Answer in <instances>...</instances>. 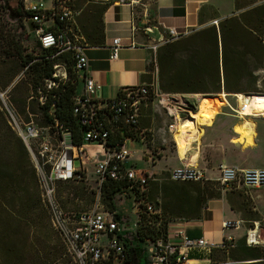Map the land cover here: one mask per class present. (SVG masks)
<instances>
[{
  "label": "built area",
  "instance_id": "obj_1",
  "mask_svg": "<svg viewBox=\"0 0 264 264\" xmlns=\"http://www.w3.org/2000/svg\"><path fill=\"white\" fill-rule=\"evenodd\" d=\"M73 0H23V7L29 11L32 32L39 46L48 49V59L54 61L52 76L46 79L43 87L48 90L57 87L69 78L67 55L71 60V74L77 80L81 79L83 88L73 96L72 112L77 116L82 127L83 142L80 145L72 143L71 133L54 119V130L40 128L33 120L26 122L17 120L14 111L7 109L12 129L22 139L34 163L38 178L40 197L47 207L49 220L53 229L65 243L68 253L75 264H128L126 261L125 239H131L134 229L123 220L116 217V210H108L101 201L99 188L109 180H126L130 184L120 191V197L135 199L137 189L140 194L146 190L150 176L147 172L125 164L130 155L128 141L134 140L126 136L121 143L106 145L115 129L137 130L141 105L151 98L169 117L167 129L174 132L178 127L181 115L187 108L179 94L163 92L157 83L126 86L119 89L110 98L98 99L96 91L101 85L86 74L88 59L85 54L87 44L76 22V12L71 7ZM124 0H120L123 2ZM130 2L134 0H129ZM216 22V21H215ZM169 39L174 40L186 33L175 28L167 29ZM121 39H112L110 59L118 57ZM223 86V82L221 83ZM39 103H44L46 97L38 89ZM227 96L228 93H226ZM246 103L249 94H241ZM224 105L233 110L231 103L220 91ZM235 100L237 93H232ZM182 101V102H181ZM245 106L236 112L244 115ZM187 115V114H186ZM263 116V115H262ZM139 138H144L139 131ZM98 182L96 202L89 210H73L65 207L58 194L59 187L64 184L84 179L88 168ZM217 182L221 192L233 184L244 188L264 187V167L237 168L220 164ZM173 181L203 182L206 179L203 171L196 166L183 165L169 172ZM152 205L147 204L145 214L156 213ZM238 220H224L221 228L231 229L239 225ZM172 222L169 223V226ZM257 226L248 228L245 233L247 245L260 243L256 236ZM233 246L231 236H223L215 241L204 236L190 237L182 227L170 231L166 240L161 238L149 242L146 246L149 264H227L214 261L212 255L216 249H226ZM194 257H200L201 263H195Z\"/></svg>",
  "mask_w": 264,
  "mask_h": 264
},
{
  "label": "crops",
  "instance_id": "obj_2",
  "mask_svg": "<svg viewBox=\"0 0 264 264\" xmlns=\"http://www.w3.org/2000/svg\"><path fill=\"white\" fill-rule=\"evenodd\" d=\"M71 7L76 12V22L84 41L89 42L84 51L88 59L86 74L92 76L101 85L95 94L98 99L113 97L120 88L126 86L148 84L153 81H157L159 85L162 75L163 77L169 75L174 79L172 89L209 91V89L216 88L213 85V77L215 73H218V89L227 93L224 85H221L222 82L224 84V64L222 63L219 22L227 17L238 16L237 11L243 12L252 8V6L238 5L237 0H134L133 2L129 0L123 2L120 0H73ZM170 27L180 33L186 30V33L170 40L167 31ZM215 35L217 37V69L213 67L211 45ZM115 37L121 39V47L118 57L112 60L109 58L110 47ZM171 43H174L173 50L175 60H177L173 66H170L166 59ZM185 48L194 49L203 55V63L198 66L195 63L191 68H182L179 60L187 56V52H184ZM225 66L228 73L231 67L228 63ZM82 88L83 83L79 79L76 90L81 91ZM166 93H176L183 98L185 96L197 98L201 93L207 94L206 92ZM198 101L199 98L197 104ZM220 102L223 112L217 109ZM150 105L158 106L154 101L146 100L141 105L139 121L144 116L153 119V114L146 115ZM164 114L168 119L167 129L169 117L165 111ZM258 114L256 113L257 116L255 113L252 116H245L252 117L255 123V133L249 135L253 141H248L249 136L241 137L234 131V125L240 123V119L244 116H239L226 107L220 93L217 92L214 95V107L207 120L208 123L200 125L201 131L188 139L184 156L179 155L175 133L168 129V133L175 142V150L171 151L166 145L156 149L154 140L158 136L161 137V133L157 132L156 125H150L139 129L143 131L144 138H139L137 133V139L128 141L130 155L125 164L147 172L150 180L155 181L159 178L162 180L171 169L182 167L185 164L196 166L203 171L207 180L214 181H217L218 167L222 163L237 168L264 167V114L263 116ZM231 123L233 132L229 135L226 132ZM146 130L152 132L149 146L146 145L148 142H144L147 138ZM254 134L256 135L253 137ZM135 143L141 144L138 161L151 164L155 167L153 172H149L148 169L138 166L137 162L130 160L134 153L133 144ZM160 174L161 176L154 177ZM238 189H252L257 198L264 199V196L256 191L260 188L247 189L239 184H233L221 192L222 197L208 201V207L202 210L200 219L174 220L169 226L170 231L182 227L190 237L204 236L218 241L226 236L224 233L229 230H223L221 222L238 220L239 225L231 230L241 229L242 231L231 237L233 240L237 238L239 243L247 231L246 222L228 200V192ZM194 259L195 263L202 262L200 257H194ZM256 261L258 260H241L238 264H253Z\"/></svg>",
  "mask_w": 264,
  "mask_h": 264
},
{
  "label": "trees",
  "instance_id": "obj_3",
  "mask_svg": "<svg viewBox=\"0 0 264 264\" xmlns=\"http://www.w3.org/2000/svg\"><path fill=\"white\" fill-rule=\"evenodd\" d=\"M6 9L11 18L17 19L23 24V28L28 31L27 34H32L40 51L39 55L26 51V47L21 44L16 34L7 26V23H0V34L4 46L1 53L2 58L6 64L11 66L12 79L19 71H23L25 77L29 79L31 89L34 92L31 98L40 113V121L35 123L40 128H48V131L52 132L54 130V119H56L63 128L70 131L72 143L80 145L83 142L82 127L77 116L72 112L73 96L79 79L77 80L71 74L70 58L67 55H63L67 60L69 78L55 88L48 90L43 87L46 79H50L54 72V61L47 58L48 49L41 48L33 33L29 32L32 29V23L29 20L30 13L23 7V2L20 1L17 7H12L8 3ZM252 25L264 27V1L251 9L241 12L238 16L227 17L219 22L222 63L224 64L223 85L227 93L247 94L242 89L232 90L231 83L227 81L225 66L227 63L231 67L230 70L238 77L251 74L248 70L250 59L253 60L254 69L264 67V36L258 33ZM226 39L230 40L228 48L225 47ZM85 43L89 44V42ZM211 45L213 67L217 69L216 35ZM173 47L174 43H171L169 46L170 50L166 55L170 66H173L175 61L177 62ZM184 52H187V56L179 60L182 68H191L195 63L197 66L203 63V55H200L198 51L185 48ZM182 77L180 76V78ZM173 83L174 79L171 76H160L159 85L165 92L220 93L218 89V73H215L213 77V85L216 86L213 91L175 90L171 88ZM39 88H41L42 94L46 97L45 102L42 104L36 99L39 95ZM28 96L25 90L22 98L17 103L21 114H24L26 110L30 113H35L34 105L27 101ZM148 100H151V98ZM138 130L139 123L136 131L117 128L114 134L109 137L106 145L112 146L116 142L121 143L126 136L137 139ZM129 184L130 182L126 180H109L102 183L99 191L101 201L106 209L116 210L113 198L117 194L120 195V191ZM63 186L59 187L58 194ZM135 191L137 193L136 197H143L145 194V192L140 194L137 189ZM220 193L218 182L213 180H205L203 182L173 181L169 179L168 174L161 181H152L147 201L152 204V207L157 212L151 215L145 214L146 206H143V210L139 211V217L136 221L137 227L132 232L131 239H125L124 243L128 264H143V262L149 264L146 249L149 242H153L158 238L166 240L169 223L174 220L200 219L202 210L208 207V201L219 198ZM0 208L16 223L17 229L21 233V246L16 248L7 245L9 241L5 240L6 238L0 232V264H4V261L7 264H49L58 258H61V264H70L69 262L75 264L60 235L51 226L47 207L40 197L36 169L30 153L22 139L8 123L6 112L1 102ZM120 216L121 214L117 212L116 217L120 218ZM244 239L245 236L238 245L243 248L242 250L246 255L257 258L254 257L255 255L252 251L256 245L244 244ZM226 249L221 250L224 251Z\"/></svg>",
  "mask_w": 264,
  "mask_h": 264
},
{
  "label": "rangeland",
  "instance_id": "obj_4",
  "mask_svg": "<svg viewBox=\"0 0 264 264\" xmlns=\"http://www.w3.org/2000/svg\"><path fill=\"white\" fill-rule=\"evenodd\" d=\"M20 1H23V0H0V23H3V22L7 23V26L10 27L11 31L16 34L21 44L24 47H26V51L32 52L34 55H39L40 51L35 44V40L32 34L31 33L27 34L28 31L26 28H23V24L19 20L11 18L8 10L6 9L8 6V3L12 7H17ZM263 1L264 0H237V3L238 5L255 7L261 4ZM237 12H238L237 14L239 15L242 11H237ZM252 26L255 27L258 33L264 36L263 26L261 27H258L255 25H252ZM229 44H230V40L226 39L225 47L228 48ZM3 47L4 46H3L2 38L0 34V73H1L0 102H1V105L3 106L4 111L6 112V118L8 120V123L10 124V116L7 111L8 108L9 109L11 108L14 111V116L17 120L26 122L27 120L31 119L34 122H39L40 113L37 110L34 100L31 98L32 95H34L33 94L34 92L31 89L29 79L25 77V75L23 74V71H19V73L13 79L11 78L12 77L11 66L6 64L2 58L1 53H2ZM252 61L253 60L250 59V63L248 66V70L251 74H246L242 77H238L231 70L228 71L227 81L231 83L233 91L237 89H242L247 94L252 93V92H262V91L264 92V67L254 69ZM25 90L27 92V95H29L27 98V101L31 102L34 105L35 113H30L28 112V110H26L24 114H21L18 110L17 103L22 98ZM213 90L209 89V91H213ZM78 92H80L79 89H78ZM206 93L216 95L217 92H206ZM198 98L199 97L196 98V97H191V96H185V98L182 97L183 103L186 104L185 107L187 108V110L188 109L194 110L195 107H197ZM216 98L218 97L216 96ZM225 98L231 103L232 106L234 107L237 106L235 96L226 95ZM217 109L222 110L223 112L221 102L219 103V106H217ZM150 113L153 114V119L150 118L149 116H144L140 118L139 129H141L140 127H145V126L148 127L150 125H153V126L156 125L157 127L156 130L157 132L161 133L160 135L161 137L157 135L158 138L154 140L156 143L154 144V147H156L157 149L160 147H165L166 145L171 151L175 150V147H174L175 142L171 138V134H169L166 129V124H167L168 119L166 118L164 114V110L161 107L150 105L148 107V110L146 111V115ZM186 114L187 113H184L183 115H181L180 123L187 117ZM223 114L231 115V114H225V113ZM231 132H233L232 123L228 126L226 133L230 135ZM145 133L147 135V138L144 140V142L145 143L148 142L146 145L149 146V141L152 138L150 134H152V132H147L146 130ZM255 135L256 134H254L253 137ZM247 140L253 141V138L249 136L247 137ZM154 141L152 143H154ZM133 148H134V153L131 156L130 160L137 162L138 166L148 169L149 172H153L155 170V167H153L151 164H145L143 162H140L137 159L138 156L140 155L141 144L135 143L133 144ZM87 168H88V172L84 175V179L73 181L63 186L61 190L59 191L61 202L65 207L69 209H73V210H89L93 207L94 203L96 202V197L98 193V182L95 180V176L91 173V169H89V167ZM172 170L173 169H171L170 171ZM159 176H161V174L157 176L154 175V177H159ZM159 180L161 181L160 178L158 179V181ZM152 181H155V180H150L148 182L146 186L145 194L143 197L137 196L135 197V199H133L132 197H120L117 194L113 198L116 211H118L121 214L123 220L132 229H134V224L138 220L139 211L143 210V206L150 204L147 201L148 199L147 197H148V193L151 188V185H152ZM256 191L261 193L264 196V187L257 189ZM222 196L223 194L220 193V197ZM228 200L231 206L240 212L241 218L246 222L245 226L247 229L254 228L257 226L256 236H257V239H259L260 243L254 246L252 250L255 255L254 257H257V258H253V256L246 255L242 250L243 248H241L238 245V239L234 238L232 247L224 251L221 249H216L214 251L213 253L214 261H217L219 263L221 262V263H227V264H238V261H241V260L256 259L258 261L254 262L253 264H264V199L262 197L257 198L256 194L253 192L252 189L251 190L238 189L237 191L228 192ZM241 231H242L241 229L239 230L229 229L225 231L224 234L226 236H235ZM0 232L2 236L6 238L5 240L9 241L7 245L20 248L21 233L18 231L16 223H14L5 214V212H3L1 208H0ZM245 243L246 242L244 239V244ZM5 245H6V242H5ZM61 262H62L61 258H58L50 262L49 264H61ZM69 263L71 264V262ZM4 264H7V262L4 261ZM143 264H146V263L143 262Z\"/></svg>",
  "mask_w": 264,
  "mask_h": 264
},
{
  "label": "bare ground",
  "instance_id": "obj_5",
  "mask_svg": "<svg viewBox=\"0 0 264 264\" xmlns=\"http://www.w3.org/2000/svg\"><path fill=\"white\" fill-rule=\"evenodd\" d=\"M237 94V106H232V111L234 113L245 106L244 115L252 116L254 113L255 115L256 113H259L258 115L264 114V92H255L249 94V98L247 99L246 103L243 101L240 94ZM224 95L226 96L227 94L224 93ZM228 95H230V93H228ZM213 107L214 95L201 94L195 110L188 109L186 111L187 117L180 123L178 129L173 132L175 133V142L177 141V149L180 156L185 155L188 139L192 138L193 136H195L194 134L201 131L200 125L208 123L207 120L211 116ZM240 120V123L234 125V130L237 134L243 137L255 133V123L252 117L244 116Z\"/></svg>",
  "mask_w": 264,
  "mask_h": 264
}]
</instances>
